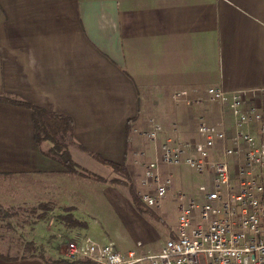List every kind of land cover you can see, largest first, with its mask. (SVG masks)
<instances>
[{"label":"crops","instance_id":"obj_1","mask_svg":"<svg viewBox=\"0 0 264 264\" xmlns=\"http://www.w3.org/2000/svg\"><path fill=\"white\" fill-rule=\"evenodd\" d=\"M191 85L264 89V0H0V175L40 176L28 177L26 204L33 214L35 208L55 215L47 226L44 218L30 229L43 231L42 238L52 222L55 230L77 228V201L50 188L77 179L46 177L63 170L42 153L50 142L38 146L32 110L6 98L70 117L73 139L86 149L70 152L78 165L85 162L77 159L100 155L141 176L133 165L135 149L149 159L153 144L139 143L145 137L133 129L143 126L137 121L146 103L174 102L170 94ZM204 105L203 115L212 121L216 107ZM176 127L182 138L194 139L191 128ZM114 192L142 220L127 193ZM60 214L73 217L66 225ZM84 227L90 234L92 227ZM0 264L44 263L34 253H0Z\"/></svg>","mask_w":264,"mask_h":264},{"label":"built area","instance_id":"obj_2","mask_svg":"<svg viewBox=\"0 0 264 264\" xmlns=\"http://www.w3.org/2000/svg\"><path fill=\"white\" fill-rule=\"evenodd\" d=\"M169 99L216 107L212 121L198 119L192 140L174 129L159 143L162 129L151 119L144 129H133L153 144L149 159L145 150L135 152L133 165L141 167L144 187L140 198L151 208H160L168 195L177 198V228L169 225L160 249L143 253L120 252L113 243L72 233L65 256L94 264H264V89L191 85ZM182 164L199 173L211 169V187L202 184L186 197L173 187L171 173L161 178V165Z\"/></svg>","mask_w":264,"mask_h":264},{"label":"rangeland","instance_id":"obj_3","mask_svg":"<svg viewBox=\"0 0 264 264\" xmlns=\"http://www.w3.org/2000/svg\"><path fill=\"white\" fill-rule=\"evenodd\" d=\"M206 106H188L165 99L157 103L147 102L146 112L139 116L137 122L144 120L143 126H146L148 120L155 121L161 126L163 136H167L168 134L165 130H174V127H179V122L184 124V126H180L181 128L179 127L180 129L184 128L187 131L191 128L192 132H194L197 125V115L204 117L202 110ZM137 128L141 129L140 127ZM194 134L196 136V133ZM185 135H188L187 132ZM157 141L161 143L163 140L158 137ZM139 143L146 144V147L148 146L149 148L152 145L147 137L143 139V142L139 141ZM66 147L69 153L72 150L79 149V145L76 144L73 138L68 141ZM135 150L139 151V149ZM209 158L213 159L215 155L210 154ZM77 160L80 163L85 162L79 166L84 169L86 174L71 175L67 173L66 175L61 174L62 171H53L48 173L46 177H76V183L62 182V185H54V187L50 188H54L55 190L61 188V190L67 192L70 198L77 201L76 210L78 215L81 216L79 222L84 224H78L79 222L77 221V230L75 229L74 231L55 230L53 229L54 220L51 219V216L54 217L55 215L52 213L50 217H47L48 219H45L46 226L50 219L53 221L52 225H50L52 230L49 228L48 233L50 234L47 236L45 234L42 238L39 236L44 233L43 231L40 230V232H43L40 235L39 231L34 232L30 228L36 227L39 223H45V221L44 219L40 220L41 213L39 214L35 208L34 214L31 213V205L26 204V196H24L26 194L24 190H26L27 183L30 182L27 180L28 177L40 176L27 174L16 176L0 175V253L17 257L28 256L30 253H34L36 256L39 253L47 259H65L72 263L74 261L73 264H82L80 262L82 259L71 260L65 256L64 243L66 237L72 234L70 232L88 234L84 227L86 223L92 227L88 230L90 233L88 235L102 244L113 243L120 252H126L130 249L138 253H143L147 250L157 251L162 245V235L167 227L170 225L177 228L179 216V201L177 198L172 195L166 196L161 200L160 208L147 207L143 203L142 212L136 209L138 215L142 217V220H138L137 217L129 212L126 204L123 203V199L117 197L114 191L121 189L129 197L128 189L131 185L135 192L142 193L144 191V187L140 183L142 174L140 176L139 173L127 165L128 167H126L125 172L128 176H124V173L114 171L110 166L100 162L96 157L93 160L89 159L87 161ZM137 169L136 171H141L139 166ZM169 173L172 174L174 188L182 190L186 194V197L197 194L198 188L202 184L211 187V169L209 168H206L204 173H199L195 169L183 164L160 166L161 178H164ZM92 176L103 177L107 183L94 180ZM70 180L72 181L71 178ZM68 201L70 200L67 199L66 204H68ZM130 202L132 203L131 198ZM59 209L61 210V207ZM65 211L62 210V212ZM60 216H63V214H60ZM143 218L148 220L152 226L148 227ZM70 219L65 221L67 222L66 225ZM30 241H32L35 251L30 252L24 248L25 243ZM40 259L44 263L43 259ZM83 261L85 260L83 259Z\"/></svg>","mask_w":264,"mask_h":264},{"label":"trees","instance_id":"obj_4","mask_svg":"<svg viewBox=\"0 0 264 264\" xmlns=\"http://www.w3.org/2000/svg\"><path fill=\"white\" fill-rule=\"evenodd\" d=\"M8 102L12 104H17L21 106L28 107L32 110V118L34 122V138L36 141V144L39 146L43 142H50L51 146L47 148L46 150L42 151V153L58 162L63 170L62 172L76 175V174H86L84 169H82L72 158V156L69 153V150L66 147V144L69 140L73 138V122L72 119L68 116L58 114L55 112H50L47 110H44L32 103H29L27 101L18 99L16 97H9L6 98ZM79 148L82 150H86L83 146L79 145ZM99 161L102 163L110 166L114 171H118L121 173H124V176H128L125 172L126 167H128L124 162L118 164L114 163L112 161H108L106 159L101 158L98 155H94ZM92 179L100 181V182H106V180L103 177L98 176H92ZM128 195L132 200L133 205L135 208L142 212L143 208L142 206L143 201L140 198L139 193L137 191L135 192L133 187L130 185L128 189ZM45 216V217H44ZM47 215H41L40 217L47 218ZM63 221H66L72 216L70 214H66L60 217ZM77 222V220H75ZM79 222V221H78ZM67 223V222H66ZM82 223V222H81ZM80 222L78 224H81ZM84 224V223H82ZM24 248H26L28 251L32 252L35 251V247L32 243V241L25 243ZM36 256H39L43 259L44 264H73L70 261H67L65 259H47L44 255L37 254ZM25 257V256H22ZM80 261L82 264H94L92 261L86 260Z\"/></svg>","mask_w":264,"mask_h":264}]
</instances>
